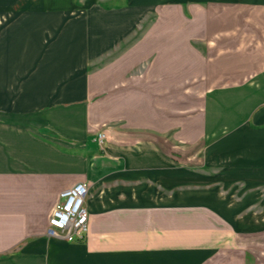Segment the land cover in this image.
<instances>
[{"label":"crops","instance_id":"1","mask_svg":"<svg viewBox=\"0 0 264 264\" xmlns=\"http://www.w3.org/2000/svg\"><path fill=\"white\" fill-rule=\"evenodd\" d=\"M20 1L0 0V264H264V0ZM79 182L87 236L49 234Z\"/></svg>","mask_w":264,"mask_h":264},{"label":"rangeland","instance_id":"2","mask_svg":"<svg viewBox=\"0 0 264 264\" xmlns=\"http://www.w3.org/2000/svg\"><path fill=\"white\" fill-rule=\"evenodd\" d=\"M144 1L149 0H137V2L141 3ZM131 0H59V1H53L51 3H48L46 0H21V9L18 10V12L27 13L30 11H37V12H43V11H50V12H65L67 14L66 18L70 19L79 12L85 11L86 12H92V10H105V11H113L117 9H122L124 7H128L130 5ZM3 12H8L4 10H0V23L5 14ZM76 12V13H75ZM154 19V13L153 11H150L144 20L130 33V36L127 38V41L121 43L123 45L122 47H126L129 43H131L133 40L140 38V35L145 31L148 24L153 21ZM4 20H2L3 24ZM0 24V30L4 29L3 25ZM146 26V27H145ZM201 49L203 47H200ZM119 47H116L114 50H118ZM121 49V48H120ZM112 50V52H107V54H103L98 59H95L91 61L88 70H95L100 67V65L105 64L109 61V58L115 53V51ZM114 52V53H113ZM112 55L110 56V54ZM246 79H249L250 75H245ZM246 82V81H245ZM259 192L262 196H264V186L259 187ZM262 207L264 212V202H262Z\"/></svg>","mask_w":264,"mask_h":264},{"label":"built area","instance_id":"3","mask_svg":"<svg viewBox=\"0 0 264 264\" xmlns=\"http://www.w3.org/2000/svg\"><path fill=\"white\" fill-rule=\"evenodd\" d=\"M105 134L98 136L99 142ZM88 184L79 182L62 191L48 217V233L59 234L68 240H83L87 236L89 214L85 207Z\"/></svg>","mask_w":264,"mask_h":264},{"label":"trees","instance_id":"4","mask_svg":"<svg viewBox=\"0 0 264 264\" xmlns=\"http://www.w3.org/2000/svg\"><path fill=\"white\" fill-rule=\"evenodd\" d=\"M146 27V26H145Z\"/></svg>","mask_w":264,"mask_h":264}]
</instances>
